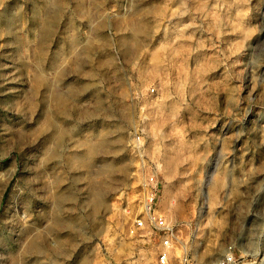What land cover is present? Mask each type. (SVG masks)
I'll list each match as a JSON object with an SVG mask.
<instances>
[{
    "label": "rangeland",
    "instance_id": "rangeland-1",
    "mask_svg": "<svg viewBox=\"0 0 264 264\" xmlns=\"http://www.w3.org/2000/svg\"><path fill=\"white\" fill-rule=\"evenodd\" d=\"M146 174L169 264H264V0H0V264H159Z\"/></svg>",
    "mask_w": 264,
    "mask_h": 264
},
{
    "label": "built area",
    "instance_id": "built-area-1",
    "mask_svg": "<svg viewBox=\"0 0 264 264\" xmlns=\"http://www.w3.org/2000/svg\"><path fill=\"white\" fill-rule=\"evenodd\" d=\"M138 198L134 204H126L124 212L129 219L131 234L143 238L149 233L159 241L157 262L169 264L171 250L181 241L182 223L167 219L158 209L161 185L155 174H146L139 185ZM184 262H188L186 257ZM213 264H238L232 248Z\"/></svg>",
    "mask_w": 264,
    "mask_h": 264
},
{
    "label": "bare ground",
    "instance_id": "bare-ground-1",
    "mask_svg": "<svg viewBox=\"0 0 264 264\" xmlns=\"http://www.w3.org/2000/svg\"><path fill=\"white\" fill-rule=\"evenodd\" d=\"M30 246H31L32 249H38V243H37L36 241L32 242V243L30 244ZM253 249H254V248H253ZM178 253L180 254V252H178Z\"/></svg>",
    "mask_w": 264,
    "mask_h": 264
}]
</instances>
